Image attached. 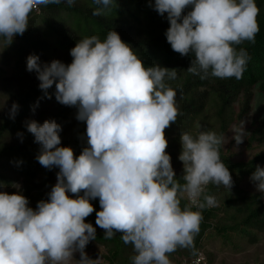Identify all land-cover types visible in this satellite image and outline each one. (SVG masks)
Listing matches in <instances>:
<instances>
[{
    "label": "clouds",
    "instance_id": "1",
    "mask_svg": "<svg viewBox=\"0 0 264 264\" xmlns=\"http://www.w3.org/2000/svg\"><path fill=\"white\" fill-rule=\"evenodd\" d=\"M61 2L0 0V38L11 43L27 30L33 10ZM63 2L71 6L75 0ZM93 2L100 6L93 15H100L115 0ZM148 6L168 21L164 35L171 49L193 57L188 72L201 79L242 78L249 56L234 46L253 42L259 31L255 0H150ZM69 54L67 65L59 60L41 63L30 54L26 71L36 74L45 96L54 85L55 100L77 109L75 119L86 124L87 146L74 158L70 147L60 146L61 126L54 120L26 122L27 132L40 145L35 159L59 171L47 200L38 201L35 209L28 206L20 185H11L13 194L0 191V264H96L85 252L96 239V228L85 222L94 211L90 201L96 199L100 210L95 225L104 230L105 239L119 233L132 246L131 264H170L169 253L193 246L202 220L199 209L216 204L214 196L205 194L206 187H233L219 154L225 134L198 123L195 134H180L181 183L165 151L164 135L178 115L176 91L166 83L176 78V70L145 67L114 30L103 40L97 35L78 40ZM18 107L11 105L9 119ZM231 132L239 145L243 121ZM17 136L22 142L23 134ZM249 179L264 193V167L257 165ZM182 199L188 201L183 208Z\"/></svg>",
    "mask_w": 264,
    "mask_h": 264
},
{
    "label": "trees",
    "instance_id": "2",
    "mask_svg": "<svg viewBox=\"0 0 264 264\" xmlns=\"http://www.w3.org/2000/svg\"><path fill=\"white\" fill-rule=\"evenodd\" d=\"M149 2L115 0L111 10L93 15L94 9L100 7L93 0H75L71 6L62 0L31 12L27 30L15 36L11 43L0 38V185H3L0 191L13 194L16 189L11 185L20 183V193L29 201L28 206L35 209L38 201L47 200V193L56 183L59 169H46L35 159L40 145L27 132L26 122L35 120L42 124L45 120H54L61 126L58 134L60 146L70 147L74 158L87 146L86 124L75 119L77 109L55 100L52 95L54 85L45 96L38 87L36 74L26 71V58L30 54L37 55L41 63L53 60L65 65L71 63L69 51L84 37L97 35L103 40L108 31L114 30L145 67L159 65L176 70V78L166 79V83L176 91L178 115L175 123L164 130V135L168 141L165 151L171 157L173 170H176L175 178L181 183L183 166L177 159L180 134H195L198 123L204 130L226 135L234 124L248 115L255 89L264 93V0H255L259 9L256 16L259 31L254 41L234 46L237 50L244 48L249 56L239 80L201 79L200 75L188 72L193 57L181 56L171 49L164 35L169 27L168 21L149 7ZM11 61L14 62L12 66L5 69L3 63ZM13 103L19 106L18 112L14 119H9L8 111ZM18 132L23 134L22 142ZM246 136L249 146L264 145V117L247 131ZM219 154L229 169L233 187L228 191L223 186H207L205 194L214 196L216 204L199 209L202 220L193 246L178 247L169 253L170 264L191 259L202 251L208 264H213L215 254L206 249L209 240L220 238L223 245L240 250L241 244L250 247L259 244L260 236L264 235V193H251L242 187V182L250 177L257 165L264 167V153L256 154L248 161L236 162L221 145ZM66 194L75 198V194ZM90 203L94 211L85 222L96 228V239L88 243L85 252H90L93 244H99L107 251L96 264H131L130 258L135 255L132 246L124 244L119 233L111 239L104 238V230L95 225V213L100 210L98 199ZM187 203L182 199L181 207ZM192 210L198 209L193 207Z\"/></svg>",
    "mask_w": 264,
    "mask_h": 264
},
{
    "label": "rangeland",
    "instance_id": "3",
    "mask_svg": "<svg viewBox=\"0 0 264 264\" xmlns=\"http://www.w3.org/2000/svg\"><path fill=\"white\" fill-rule=\"evenodd\" d=\"M14 62L11 61L7 64L3 63L5 69H9ZM251 111L240 122L234 124L228 133L225 135V143L223 144L224 151L231 153L233 160L236 162L248 161L252 159L256 154L264 153V145L253 144L248 145L247 131L260 119L264 117V93L258 88L255 89V96L251 104ZM243 121L244 137L243 141L237 145L232 140L233 133L231 132L234 126L240 125ZM13 139V138H12ZM11 139V140H12ZM18 140V139H16ZM176 171V170H174ZM18 185L20 183H17ZM242 187L251 192H258L254 185L250 182L249 177H246L242 182ZM21 189V186H20ZM260 243L255 246H247L245 244L239 245L240 250H232L228 245H223L220 238L209 240L206 244V249L212 251L215 254V260L213 264H264V235L260 236ZM91 251L87 253L89 258L97 259V262L102 260V257L106 254V248L99 244H93ZM75 259H79V255H74ZM75 264V262H73Z\"/></svg>",
    "mask_w": 264,
    "mask_h": 264
},
{
    "label": "built area",
    "instance_id": "4",
    "mask_svg": "<svg viewBox=\"0 0 264 264\" xmlns=\"http://www.w3.org/2000/svg\"><path fill=\"white\" fill-rule=\"evenodd\" d=\"M38 10H39V8L33 10L32 12H35ZM172 264H208V260H207L205 253L202 251V252H199V254H197L195 257H193L191 259H184L179 263H172Z\"/></svg>",
    "mask_w": 264,
    "mask_h": 264
}]
</instances>
